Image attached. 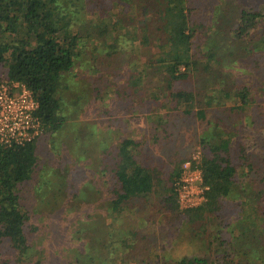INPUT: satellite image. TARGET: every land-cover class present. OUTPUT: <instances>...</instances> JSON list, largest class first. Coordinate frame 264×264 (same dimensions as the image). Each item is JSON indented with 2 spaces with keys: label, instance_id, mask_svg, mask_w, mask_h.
<instances>
[{
  "label": "trees",
  "instance_id": "1",
  "mask_svg": "<svg viewBox=\"0 0 264 264\" xmlns=\"http://www.w3.org/2000/svg\"><path fill=\"white\" fill-rule=\"evenodd\" d=\"M67 1L74 12L81 7L83 14L89 15L91 21L83 24L84 30L66 23L64 19L72 11L61 0H0V80L19 81L28 87L38 103L35 115L43 135L55 132L64 122L59 86L85 51L84 36L93 45L89 50L92 58H98L100 52L104 55L100 64L124 56L128 60L124 80L114 82L115 71L90 65L96 99L102 102V90L111 89L124 103L115 108L120 121L127 123L133 114L140 113L150 132L163 118L179 116L180 127L195 118L210 128L193 139L196 146L190 153L175 152L170 169L158 159L153 162L141 157L148 143L146 133L138 138L125 136L117 146L103 149L100 167L112 215L109 226L114 224L112 218L126 214L136 201L154 194L169 214L191 222L204 244L217 242L211 254L183 256L177 264H251L236 258L228 236L232 233L224 230L229 225L224 212L231 205L237 206V220L230 223L239 230L235 240L245 243L247 237H263L264 134L259 133V143L250 145L249 140H255L257 134L244 137L240 129L233 128L236 122L249 119L254 127L264 129V111L249 110V105L264 99V73L261 82H249L238 74L243 68L260 73L263 69L264 6L230 3L220 7L218 0ZM222 37L229 40L228 52L217 42H222ZM229 61L238 71L232 74L233 79L223 67ZM218 109L223 114L210 119ZM105 113L109 118L110 112ZM258 118L262 121L256 124ZM38 138L23 145H0V245L11 250L18 261L29 248L28 234L36 230L27 223L19 187L33 177ZM154 140L158 136L153 133ZM196 147L208 186L207 200L182 210L174 183L182 163ZM73 172L75 180L76 170ZM66 185L71 189L74 183ZM152 264L168 263L161 259Z\"/></svg>",
  "mask_w": 264,
  "mask_h": 264
},
{
  "label": "rangeland",
  "instance_id": "2",
  "mask_svg": "<svg viewBox=\"0 0 264 264\" xmlns=\"http://www.w3.org/2000/svg\"><path fill=\"white\" fill-rule=\"evenodd\" d=\"M61 1L68 11H72L64 19L66 23L72 22L74 28L84 30L83 24L91 21L89 15H84L81 7L74 12L69 1ZM218 2L220 7L230 3L264 6V0ZM208 14L216 19L210 11ZM217 42L224 52L230 50L228 39L222 37V42ZM82 47L85 51L59 86L64 122L55 132L38 138V162L33 177L19 187V201L28 214L27 223L36 226V230L31 229L27 236L29 248L22 261H18L3 244L0 245V264H152L153 260L159 263L161 259L168 264H177L183 256L211 254L217 242L214 241L212 246L204 244L194 233L196 227L183 216L169 214L154 194L136 201V205L126 214L112 218L114 224L109 226L112 215L100 167L103 149L117 146L125 136L138 138L146 133L149 135L148 143L141 157L153 162L158 159L164 163L165 169H170L177 157L175 152L185 150L190 153L196 146L193 139L205 135L210 126L204 121L190 118L180 127L179 116H176L163 118L156 130L149 132L148 123L140 113L133 114L127 123L120 121L115 108L118 105L122 108L124 103L117 99L111 89L102 90V102L96 99L94 70L91 72L90 65L100 64L105 59L104 55L100 52L98 58H92L89 50L93 45L86 36L82 39ZM112 61L100 65L104 71L116 72L112 78L114 82L124 80L128 60L118 56ZM223 67L230 74L229 79H233L232 74L238 72L231 61L223 64ZM262 68L261 73L248 72L243 68L238 74L249 82H261L264 61ZM104 81H107V77ZM142 110L146 112L144 106ZM249 110L254 113L264 111V99L249 105ZM105 112H110L109 118ZM220 114L223 113L218 109L210 119ZM261 121L262 118H258L256 124ZM253 125L248 119L240 124L236 122L233 129H240L244 137L257 134L255 140L248 141L254 145L261 141L259 133L264 134V129ZM153 133L158 136L154 142ZM75 170L77 179L74 180ZM69 181L74 183L71 189L66 185ZM232 206L225 209L224 220L229 225L224 230L232 233L228 236L234 244L236 258L250 261L251 264H264V245H259L264 243V235L257 240L247 237L245 243L234 239V235H239V230L230 223L236 222L238 209ZM259 219L258 223H261Z\"/></svg>",
  "mask_w": 264,
  "mask_h": 264
},
{
  "label": "built area",
  "instance_id": "3",
  "mask_svg": "<svg viewBox=\"0 0 264 264\" xmlns=\"http://www.w3.org/2000/svg\"><path fill=\"white\" fill-rule=\"evenodd\" d=\"M38 103L23 83L0 80V145H23L36 140L43 128L35 112ZM200 149L196 147L182 163L174 183L179 208L192 209L206 203L202 171L199 167Z\"/></svg>",
  "mask_w": 264,
  "mask_h": 264
}]
</instances>
